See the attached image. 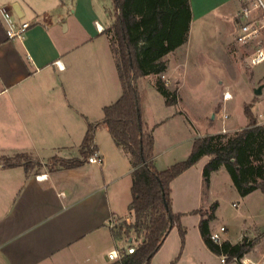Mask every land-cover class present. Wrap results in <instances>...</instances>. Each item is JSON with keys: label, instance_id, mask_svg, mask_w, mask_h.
Returning <instances> with one entry per match:
<instances>
[{"label": "crops", "instance_id": "0c3cea01", "mask_svg": "<svg viewBox=\"0 0 264 264\" xmlns=\"http://www.w3.org/2000/svg\"><path fill=\"white\" fill-rule=\"evenodd\" d=\"M246 1L189 0L187 41L162 58L166 68L161 74L139 78L142 118L149 130L155 126L154 161L159 169L171 166L170 161L163 164L167 166L159 162L163 151L167 153L171 146L158 151V131L165 119H153L152 107L144 97L148 90L144 83L155 92L159 76L180 82L179 100L173 105L181 104V86L191 67L189 49L195 48V24L202 30L216 27L222 46L228 48L241 32L234 19L239 18L242 24ZM2 6H11L19 21H29L32 26L23 39H9L0 15V152H28L44 167H34L30 172L23 165L0 167V264H117L119 259L111 260L108 253L136 246L137 241L132 236L116 239L112 231L114 223L133 220L129 209L133 167L104 122L103 108L122 94L106 34L114 20L113 1L0 0ZM231 32L235 33L233 40ZM205 37L200 48L211 43L209 35ZM90 124L96 126L93 144L104 155L103 164H91L82 154ZM213 133L217 131L199 130V134L184 138L190 144L182 155L190 154L196 138ZM56 155L84 161L73 168L46 169ZM200 160L172 181V208L178 203L179 184L188 185L186 192L193 191L196 201H204ZM219 170L212 173L209 188ZM200 221L201 217L199 228ZM210 228L211 232L216 230L211 223ZM225 234L224 240L233 243L244 239L237 231ZM202 244L207 246L204 240V248ZM154 256L151 264H156Z\"/></svg>", "mask_w": 264, "mask_h": 264}, {"label": "trees", "instance_id": "16d2710c", "mask_svg": "<svg viewBox=\"0 0 264 264\" xmlns=\"http://www.w3.org/2000/svg\"><path fill=\"white\" fill-rule=\"evenodd\" d=\"M112 1L114 20L106 34L115 56L122 94L115 102L103 108L104 122L115 143L130 157L133 167L132 201L129 205L133 220L114 223L112 231L116 239L132 236L137 241L135 252L125 254L117 264H151L153 256L174 226L179 228L181 239L185 241L187 229L182 223L183 213H175L172 208V181L208 155L210 159L203 170L206 188L210 186L212 173L224 167L241 195L246 196L257 190L260 182L264 181V125H259L252 118L251 107H245V113L250 118L247 127L232 134L220 132L198 137L187 158L159 169L154 161L155 126L149 130L143 121V93L139 89L138 80L151 73L161 74L166 68L162 58L187 41L190 2ZM185 13L186 20H183ZM180 25H183L181 29ZM154 85L167 105L178 102V91L171 89L161 76ZM95 130L96 126L90 124L83 140L82 154L85 160L94 143ZM83 161L56 155L45 167L54 171L80 166ZM18 165H23L27 172L35 166L38 169L44 167L28 152L13 155L0 152V167ZM217 205L215 203L207 211H192L201 215L200 231L204 242L218 255L244 256L253 248L254 242H247L244 238L238 243L229 240L217 243L211 239L210 223L216 218Z\"/></svg>", "mask_w": 264, "mask_h": 264}, {"label": "rangeland", "instance_id": "374dc122", "mask_svg": "<svg viewBox=\"0 0 264 264\" xmlns=\"http://www.w3.org/2000/svg\"><path fill=\"white\" fill-rule=\"evenodd\" d=\"M256 1L258 0H247L245 4L252 6ZM263 13L261 8L258 12L260 18L264 17ZM234 21V25L240 27L239 18L236 17ZM199 26L198 23L194 26L192 41L195 48L189 49L191 67L181 86L182 103L168 107L157 90H151L147 83L143 85L148 89L144 97L152 107L153 119H165L164 125L158 131V151L162 153L168 146L173 148L168 149L167 153L163 151L159 159L161 166H167L163 164L168 161L172 165L187 158L189 154H182L184 147L188 148L190 144L185 143L184 138L190 134H199V130L232 134L247 127L250 118L245 113V107H251L252 118L259 125H264V118L261 117L264 112V87L261 94L255 93L257 87L264 85V61L258 64L250 62L258 48L264 46V31L248 43H240L237 37L234 38L235 33L231 32V38L235 40L224 49L216 27L209 26L202 30ZM206 35H209L211 43L200 48L204 45ZM167 80L169 79L165 82L168 86L178 91L180 82ZM225 92H231L232 98L226 100ZM224 128L227 130L224 131ZM209 158L204 156L200 160L199 166L203 170ZM190 186L193 188L192 183ZM210 188L204 189V201H196L193 191L188 193V185L179 184L178 203L173 209L186 212L182 216V223L187 229L185 241L181 239L179 228L174 226L164 247L154 256V263L172 264L176 261L175 264H222L221 255L212 252L204 244V248H201V215L190 211L197 208L207 211L217 203V216L211 221V225L215 229L224 225L228 232L237 231L239 235H249L246 241L254 242V246L248 256L258 264H264V181L260 182L257 190L243 196L235 187L226 168L222 167L214 176L213 187ZM225 235L222 233L223 238Z\"/></svg>", "mask_w": 264, "mask_h": 264}, {"label": "built area", "instance_id": "2783aa9c", "mask_svg": "<svg viewBox=\"0 0 264 264\" xmlns=\"http://www.w3.org/2000/svg\"><path fill=\"white\" fill-rule=\"evenodd\" d=\"M262 8L264 11V1L258 0L253 5H246L241 11V17L243 22L241 24V32L237 36V40L240 43H248L253 39L258 38L264 31V17L260 18L259 15H255L254 11ZM0 15L6 28V34L9 39H23L27 30L32 26L29 21H19L16 17L15 11L11 6L0 7ZM264 61V46L258 48L257 52L250 58L251 64H258ZM164 77V76H163ZM169 82V80H167ZM224 98L229 100L232 98L231 92H225ZM227 117V115H226ZM261 117L264 118V112L261 113ZM227 129L224 128V131ZM87 161L91 164H103L105 161L104 155L95 148L94 144L91 145V151L88 154ZM40 177V176H39ZM227 232V228L224 225L220 226V229H216L211 232L210 237L213 241L221 243L224 238L222 233ZM249 235H244L243 238L247 239ZM247 237V238H246ZM136 250L135 245H129L124 249H113L108 253L111 260L121 259L125 254L133 253ZM222 264H258L246 253L244 256H232L228 254L221 255Z\"/></svg>", "mask_w": 264, "mask_h": 264}, {"label": "water", "instance_id": "95a60500", "mask_svg": "<svg viewBox=\"0 0 264 264\" xmlns=\"http://www.w3.org/2000/svg\"><path fill=\"white\" fill-rule=\"evenodd\" d=\"M263 87H264V85H260L259 87H257V88L255 89V93H256V94H261L262 91H263ZM213 116H214V115H213ZM131 240H132V238H131Z\"/></svg>", "mask_w": 264, "mask_h": 264}]
</instances>
